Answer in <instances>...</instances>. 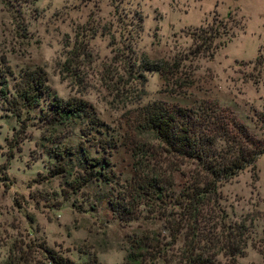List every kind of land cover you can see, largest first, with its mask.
Here are the masks:
<instances>
[{"label": "rangeland", "instance_id": "rangeland-1", "mask_svg": "<svg viewBox=\"0 0 264 264\" xmlns=\"http://www.w3.org/2000/svg\"><path fill=\"white\" fill-rule=\"evenodd\" d=\"M227 13L242 26L211 56H194L193 28ZM143 56L176 70L162 80L136 66ZM0 59L9 84L22 70L40 69L51 92L86 101L98 123V130L82 122L51 127L37 108L16 117L0 104V264H51L44 247L79 264H128L138 239V264H179L181 237L172 239L162 219L170 208L137 206L124 220L108 198L128 193L133 146L155 143L141 127L145 104L215 101L259 135L251 109H264V0H0ZM103 138L104 152L89 146ZM77 145L106 159L107 182L73 188L83 177L78 164L52 153ZM217 189L225 223L246 224L236 264H263L264 153Z\"/></svg>", "mask_w": 264, "mask_h": 264}, {"label": "trees", "instance_id": "trees-1", "mask_svg": "<svg viewBox=\"0 0 264 264\" xmlns=\"http://www.w3.org/2000/svg\"><path fill=\"white\" fill-rule=\"evenodd\" d=\"M2 1L22 3L26 0ZM233 26L242 25L239 19L227 13L222 19L213 17L205 26L194 27L189 34L194 56H211L233 36ZM259 60L260 54L255 57V61ZM136 66L156 71L162 80H167L166 76L176 70L167 61L150 60L145 56ZM10 75L8 65L0 59V104L12 115L18 117L37 108L36 118L45 125L82 122L85 128L98 130L91 106L81 99L63 100L56 96L45 84L40 69L22 70L11 84L8 83ZM251 110L259 135L249 130L231 108L215 101L201 100L189 107L158 102L143 105L141 127L151 134L155 143L133 146L135 172L129 181L128 193L108 198L109 209L119 219L128 220L135 218L133 210L137 206L153 209L158 205L164 211L170 208V212L162 214V219L172 239L181 237L179 264H218L217 256L225 259L223 264H236L235 259L245 246L246 224L244 220L225 223L226 214L219 207L217 187L244 167H252L256 157L264 153V109ZM89 146L104 152L109 143L103 138ZM52 154L57 159L73 158L78 164L83 177L77 183L72 181L76 183L73 188L91 180L104 183L109 180L105 172L107 161L102 155L91 156L78 145ZM56 170L62 168L56 167ZM174 173L180 177L177 190ZM143 246L142 239L133 241L125 261L138 264ZM43 250L51 264H79L58 256L47 247ZM262 257L264 264V252Z\"/></svg>", "mask_w": 264, "mask_h": 264}]
</instances>
